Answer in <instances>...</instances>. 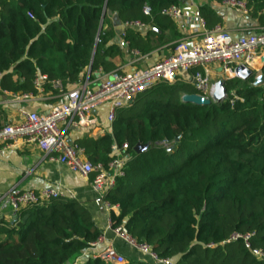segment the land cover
Wrapping results in <instances>:
<instances>
[{
	"label": "trees",
	"instance_id": "obj_1",
	"mask_svg": "<svg viewBox=\"0 0 264 264\" xmlns=\"http://www.w3.org/2000/svg\"><path fill=\"white\" fill-rule=\"evenodd\" d=\"M242 1L264 26V0ZM180 2L0 0V88L36 95L34 80L45 75L42 89L55 95L51 80L67 89L88 67L117 68L121 47L109 41L119 31L107 10L121 24L149 27L144 35L127 26L119 32L129 52L144 55L161 44L172 50L181 35L162 11ZM198 14L209 28L222 23L207 4ZM194 70L171 83H152L116 111L111 133L74 144L105 168L114 157L111 147L127 144L124 174L103 201L118 207L117 214L109 209L111 226L123 225L159 257L173 264H264V85H252L264 67L247 80L225 77L226 98L205 105L182 101L197 93ZM136 144L146 149L135 153ZM100 236L87 208L60 195L20 208L12 222L0 219V264H65ZM28 242L19 258L4 255ZM85 264L112 263L89 257Z\"/></svg>",
	"mask_w": 264,
	"mask_h": 264
},
{
	"label": "built area",
	"instance_id": "obj_2",
	"mask_svg": "<svg viewBox=\"0 0 264 264\" xmlns=\"http://www.w3.org/2000/svg\"><path fill=\"white\" fill-rule=\"evenodd\" d=\"M222 6L235 9L241 14H248V8L242 0H224ZM143 13L148 14L146 6ZM162 14L176 20L182 19L183 25L189 34V38L178 40L170 53L153 65L133 71H123L120 68L104 73L101 69L91 72L90 69L81 82L65 88L60 80H51L50 83L57 93L54 96L62 97L61 101L54 104L47 112H36L20 109L22 120L18 123L0 124V146L7 147L21 142L23 145H34L50 161L65 165L69 170L83 176L93 178L90 181L94 192L103 198V195L115 184L117 177L124 174V168L128 159L126 153L127 144L121 147L113 145V159L105 168L101 164H92L86 157L84 149L67 141L66 130L69 127H88L95 124L93 111L102 104L108 105L106 120L108 133H111V124L115 119L116 111L128 104L139 92L147 89L152 83L162 80L173 82L179 76L188 74L195 69L190 76L198 95L212 98L214 85L225 77H236L235 68L242 64L249 68H256L253 62H259L264 54V30L243 35H233L221 25L209 28L203 17L199 14L184 15L179 6H171L162 11ZM122 26L132 28H144L139 21L125 22ZM191 48H188V43ZM136 53V52H132ZM216 65L222 71L223 77L213 81L210 78L209 69ZM91 74L99 76L98 82L91 84ZM46 76H38L34 80V86L39 93H44L42 83ZM31 94L16 96V99H27ZM56 188H46L38 191H20L12 189L0 196L11 211L15 214L20 208L35 203L44 202L50 198L60 196ZM109 209L118 208L109 206ZM114 235L122 241L146 255L151 264H173L169 258L159 257L145 242H137L123 225L111 226ZM99 243H91L88 248ZM258 257L263 256L259 250H252ZM92 258L112 264H124L127 259L117 253L110 245L95 253Z\"/></svg>",
	"mask_w": 264,
	"mask_h": 264
},
{
	"label": "crops",
	"instance_id": "obj_3",
	"mask_svg": "<svg viewBox=\"0 0 264 264\" xmlns=\"http://www.w3.org/2000/svg\"><path fill=\"white\" fill-rule=\"evenodd\" d=\"M204 4L211 7L221 17V26L235 36L264 30V26L258 24L250 14H241L233 8L209 0H181L179 7L184 15H196L198 14V7ZM110 18L113 28L121 32L122 30L119 29L118 25L122 24L118 21L113 22L111 16ZM174 21L181 35L179 40L189 38L183 20L179 18ZM148 29L149 27L141 28L142 35L146 34ZM119 32L109 41V44L121 47V56L116 57L114 62L123 71L147 68L165 58L171 51L168 44H161L144 55H140L136 51H133L136 53L129 52ZM151 39L155 40L152 37ZM89 69L90 67L87 68L85 75L79 82L85 79ZM209 72L213 81L224 75L216 65H212ZM98 79L97 74H91L90 82L92 85L96 84ZM19 95L22 94L0 88V124L20 122L22 120L20 109L39 113L47 112L54 104L62 100L60 96L45 92H37L36 95L31 94L32 97L27 99H16V96ZM107 110L108 105L102 104L93 111L95 124L92 126L69 127L66 130L67 139L74 143L76 139L83 136L97 138L108 133ZM90 181L89 176H83L69 170L63 164L48 160L45 154L34 145H23L21 142H17L15 145L7 147L0 146V196L12 189L38 191L46 188H56L62 196L74 198L87 208L95 225L101 231L99 243L96 246L85 249L65 264H85L89 257L110 245L117 253L128 260L150 263L146 255L141 254L114 235L108 224L109 208L106 207L103 198L93 191ZM113 212L117 214L118 208H114ZM1 218L9 222L14 219V213L4 200H0Z\"/></svg>",
	"mask_w": 264,
	"mask_h": 264
},
{
	"label": "water",
	"instance_id": "obj_4",
	"mask_svg": "<svg viewBox=\"0 0 264 264\" xmlns=\"http://www.w3.org/2000/svg\"><path fill=\"white\" fill-rule=\"evenodd\" d=\"M107 14L110 15L113 19V22L117 21V16L116 14H113L111 10H107ZM120 30H123L122 25H118ZM191 43H188V48H191ZM264 67V54L259 58L258 66L257 68H249L245 65H238L235 68V75L237 78L240 80H247L250 77L253 76L254 71H260ZM252 85L257 87V86H262L264 85V75L263 74H258L253 77V82ZM226 98V92L224 88V80H218L215 85H214V93L212 95V98H206L203 96H200L198 94H185L182 96V101L184 102H190L193 104H209L211 102H222ZM69 143H71L70 139H67ZM146 149V145H141V144H136L135 147L133 148L135 153H141Z\"/></svg>",
	"mask_w": 264,
	"mask_h": 264
},
{
	"label": "rangeland",
	"instance_id": "obj_5",
	"mask_svg": "<svg viewBox=\"0 0 264 264\" xmlns=\"http://www.w3.org/2000/svg\"><path fill=\"white\" fill-rule=\"evenodd\" d=\"M28 249H29V242L14 248L12 251L5 253L4 255L15 259V258H19V256H22V252Z\"/></svg>",
	"mask_w": 264,
	"mask_h": 264
},
{
	"label": "bare ground",
	"instance_id": "obj_6",
	"mask_svg": "<svg viewBox=\"0 0 264 264\" xmlns=\"http://www.w3.org/2000/svg\"><path fill=\"white\" fill-rule=\"evenodd\" d=\"M253 66L257 67L258 66V63L256 61H254L253 63Z\"/></svg>",
	"mask_w": 264,
	"mask_h": 264
}]
</instances>
